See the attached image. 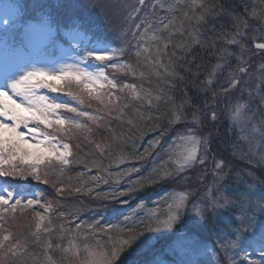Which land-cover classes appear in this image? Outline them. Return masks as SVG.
<instances>
[{"label":"snow or ice","instance_id":"6c2138e0","mask_svg":"<svg viewBox=\"0 0 264 264\" xmlns=\"http://www.w3.org/2000/svg\"><path fill=\"white\" fill-rule=\"evenodd\" d=\"M177 2L179 3V0ZM144 3L145 0H138L139 5ZM96 6V0H12L10 3L0 0V176H31L38 182L51 184L58 194H63L64 189L60 186L63 182L59 177L50 179L48 168L53 159L61 166L73 163L72 144L68 141L78 134H85L87 139L86 134H90L92 128L86 121L99 127V121L105 116L113 117V113H116L115 119L123 118V109L128 105L119 106L120 97L115 95L113 89H130L132 98L142 101L143 106L149 109L158 107L161 100L165 104L173 101L172 96H166L163 88H158L153 93L151 89H144L141 85L140 91H137L135 84L118 85L114 79L109 78L107 68L123 67L128 69L130 75H137L136 68L119 59L130 42L117 48L110 41L97 37L91 47L80 49L78 62L63 63L59 67H48V62L32 57L30 49L35 48L37 36L44 38L41 46L52 43L60 37L62 29L82 26V8ZM156 6L163 9L165 4L161 0H155L152 7ZM197 8L200 9L199 12L196 11ZM174 9L175 5H168L169 11ZM176 10L182 11L181 28L187 21L194 29L193 33H189L192 37L191 43L181 42L177 46L184 49L185 56L191 52L193 45L204 46L198 28L221 15H228L230 18L231 30H222L216 35V40H209V46L212 48L216 47L218 40L224 43L215 53L219 57L217 63L206 73L203 81L193 82L199 93H211V97L206 98L201 107L193 103L184 90V98L180 103L173 102L170 110L161 114L167 120L168 127L160 129V134L152 142L150 149L161 147V140L173 125L183 124V129L176 131V141L179 142L181 150L177 152L176 142L161 147L156 160L153 161L151 172L146 177L142 176L131 182L132 186L120 195L125 196L135 191L137 186L143 187L145 184H156L169 179L183 182L187 186L178 193V198L172 194L163 197L157 205L158 209L163 205L162 211H151L141 217L138 220V226H143L141 231L128 227L122 230L128 235L119 238L109 236V242L104 244L95 240L99 221L92 224H76L74 228H68L64 223L53 225L49 217L36 212V232L33 235L37 241L41 231L52 233L54 228L59 229V243L54 246L50 236L44 243L42 262L35 252L28 251L29 242L26 239L23 242L19 238L14 239L10 231L4 234L7 230L4 229V224L0 223V264H28V261H31V264H57L51 252L53 247L61 252L62 264H138L136 260H130L128 257L122 260L121 257L129 249L130 257L133 253L150 248L154 239L176 242L183 246L185 258L170 259L168 264H204L199 256L208 251L204 243L205 232L216 235L219 248L227 256L228 264H237V257L241 252L245 253L243 261H249L247 249L255 250L257 246L261 250L264 264V179L248 169H245L243 174L231 173V165L212 149L213 139L219 134L217 122L220 119L214 105L217 103V97L223 96L227 102L226 116L231 121L232 128H239L236 141L231 143L232 155L247 161L253 167L264 168V88L260 84L252 88L244 79L249 74L251 56L264 57V42H255L258 37L264 39V0H259L258 4L245 0L243 13L227 9L222 0H213L207 5L205 0H190L186 8ZM136 13L137 9L134 7L126 13L124 22L128 31L122 29L121 35L130 34L133 37L137 45L136 56L139 57L149 51L145 47L142 53L140 42L146 39L152 24L147 19L134 23ZM175 21L176 17L173 15L167 24H163V28L169 29ZM141 25H146L143 31ZM171 34L170 32V36ZM151 39L163 40L164 44L163 48L154 45L155 58L146 56L145 63L151 66L152 74L158 80L165 81L170 91L176 87L172 81L178 75L173 59L175 53L173 52L165 63L162 54L167 52L170 40L157 37L154 33ZM246 39L253 42L252 49L248 48ZM229 45H236L239 51L230 52L227 47ZM233 57L236 59L234 68L230 63V58ZM196 59L197 55L193 54L190 62L197 70L192 76L198 78L202 65L195 64ZM225 67L229 69L228 75L224 84L218 85L217 73ZM260 67L264 70V64ZM187 71L191 72V69ZM139 76L144 77L145 73L140 71ZM261 83L264 84V77H261ZM238 86L239 95L233 97L232 93ZM105 88L108 89L107 92L103 91ZM42 89L64 93L74 100L76 105L43 94ZM245 91L247 98L244 96ZM13 96L16 99H13ZM17 100L20 102L17 103ZM93 101L102 106L96 111H103L105 116H98L86 110L92 107ZM253 103L257 105L255 109L252 107ZM186 108L190 111H185ZM137 113L142 121L153 119L152 115L140 113L139 109ZM155 119L159 120L160 116ZM128 122L132 123L131 120ZM30 124L32 127H29ZM21 126L37 139L35 144L25 139L27 133L19 131ZM154 128H160V125L155 124ZM48 129L52 131L49 132ZM239 141L244 142L247 151H244ZM96 147L100 148V144H96ZM145 153L150 154L149 149H146ZM164 156L167 158L164 159ZM70 157L73 159H69ZM210 158L213 161V179L205 186L204 181L209 174L207 163ZM120 161H123V157ZM60 171L62 175V168ZM130 171L136 172L139 169L132 168ZM241 184L244 185L243 188L240 187ZM201 186L205 187L203 194H199ZM2 191L0 221H4L6 217L14 219L18 211L23 213L26 209L34 210L33 206L40 204V200L29 199L8 188ZM75 191L80 192L81 189L77 187ZM42 207L45 212L53 210L51 201H47ZM139 207L143 208L144 205ZM114 211L118 212L119 209ZM65 215L60 212L58 218ZM46 219L48 226H44ZM124 219L129 221L131 217L125 216ZM177 224H180V229L173 231ZM113 227L115 226L109 225V230ZM100 231L107 230L101 227ZM149 233L163 235L153 237L147 235ZM65 235L70 236L66 247L63 246ZM221 236L225 239H221ZM249 264L256 262L249 261Z\"/></svg>","mask_w":264,"mask_h":264},{"label":"rangeland","instance_id":"374dc122","mask_svg":"<svg viewBox=\"0 0 264 264\" xmlns=\"http://www.w3.org/2000/svg\"><path fill=\"white\" fill-rule=\"evenodd\" d=\"M3 2L10 3L12 2V0H3ZM161 2L165 4V7L163 9L159 8V6H156L155 8L152 7V5L155 4V0H145V3L143 5H139L138 0H105L103 1L102 6H99L97 4L98 8L102 12L101 15L95 14L93 16L92 14L87 12V9L85 7V11L83 9L80 10V15L83 19H86L91 23L92 21L96 24L100 23L99 25L103 27L101 30L106 33V37L103 39L110 41L113 46L120 48L126 42H130L127 44V49L124 52V55L119 59L121 62H127L128 64L136 68L137 75H130L128 73V69L123 67L118 69H106L109 78L114 79L118 85L135 84L137 86V91H140V86L143 85L144 89H151L153 93H155L158 88H162L163 80H158V78L154 74H152L151 66L148 63H145L146 56H152L153 59L155 58L156 48L154 47V45H158L159 47L163 48V40L154 41L151 39L153 33L157 37H163L165 40H170L167 52L162 54V59L165 63H167L168 57L171 56L169 49H176L177 46L181 44L180 40L173 41L175 35L179 33H185V38L188 39L186 42L191 43L192 37L189 36V33H193L194 29L191 24L187 21L184 22V26L183 28H181L180 21L182 19V11L176 10L186 8L190 0H179V3L177 2V0H161ZM251 2L253 4H258L259 0H251ZM208 3L212 2H210V0H205V4L207 5ZM244 3L245 2H243L242 5ZM107 4H114V6L110 10H106ZM170 4L175 5V9L173 11L168 10V5ZM233 4L235 7V3ZM133 7L137 9L134 23H139L141 20L147 19L152 24V27L148 29L146 39L140 42L141 52L143 53V48L145 47L148 48L149 51L148 53H143L139 57L136 56L137 45L133 37L130 34L121 35L122 29H124V31H128V26L124 22V16L128 11H131ZM196 11L199 12L200 9L197 8ZM173 15H175L176 21L174 22V24L169 26V29H164L163 24H167L168 20L172 19ZM189 15H191V13H189ZM161 21H163V23H161ZM220 22L221 21L219 16L216 17L214 20H209L205 26L198 28L197 31L204 45L209 44L210 39L216 40V35L222 30L229 31L223 26V23ZM145 26L146 25H141V31H143V28ZM258 26L259 25L257 24V27ZM66 30L69 31L70 35L74 39H77L79 41L82 40L81 43L83 45V48L91 47L92 44L95 42L93 40L94 36L92 34V31L84 25L75 28H66ZM249 31H251V29H249ZM170 32L172 33L171 36ZM256 41L264 42V39L258 37ZM216 42V47L219 45L221 47L224 46L223 41L218 40ZM227 47L230 52L236 53L239 51V48L236 45H229ZM218 59L219 57L217 55L212 57L211 65L209 68H207L208 70H206V73L210 69H212V67L217 63ZM231 62H235L234 64H232V67L234 68L236 66V59L234 57L230 58V63ZM63 63H76V60H73L72 58V60H65L63 61ZM249 64V74L246 75L244 79L248 81V85L252 88H255L257 84H260L261 87L264 88V84L261 83V77H264V70H262L260 67L261 64H264V57H261L260 55L251 56ZM140 71H143L145 73L144 77L139 76ZM228 71L229 69L225 67L221 72L217 73L216 79L220 80L223 77H227ZM202 77L205 79L206 74H203ZM103 91L107 92L108 89L105 88ZM112 91L115 92L116 96L120 97V100L118 102L120 107H123L125 104L128 105V107L123 109V118L115 119L114 117L117 115L116 113H113V117H106L103 111L97 112L96 110L98 108H102V106L98 105L94 101L92 102L91 108H86V106H82L85 107L86 110H88L89 112H92L93 114H96L98 116H105V118L99 121V127H97L95 124H92L90 121H86V123L91 126L92 132L90 134H86L87 139H85V134H78V136H81L89 144L84 143L83 146L77 147L74 144V139L77 136L71 141H68L72 144L74 159L71 157L69 159H73V163L67 166H61L58 164L57 161H55V159H53L52 164L48 168L50 172V178L59 177V179L63 182L60 185L64 189L63 194H58L56 192V189L53 188L51 184H44L42 182H38L34 180L31 176L27 178L21 176H13L16 180L24 182L23 185L26 184V187L29 188L28 191L16 193H19L20 195L29 199L40 200V204L34 205V210L26 209L23 213L18 211L14 219L11 217H6V219L4 221H0V223L6 225V227L4 226V229L7 231H5L4 234H7V232L10 231L14 239L19 238L21 242L26 239L29 242L28 251L35 252L38 256H40L41 262L44 259L43 253L45 251L43 245L47 241L49 236L51 237L54 246L55 244L60 242L59 236L57 235L59 229L54 228L52 233H44L43 231H41L38 234L39 241H37L36 236L33 235V233L36 232V212L39 211L45 216L49 217L53 225L59 224V220L54 222V219L58 218L60 212H64L66 215L64 217H59L58 219H60V223H64L65 226L68 228H74L76 224H92L99 221V224L97 225V230L95 232V240H98L101 244H104L106 242H109V236L119 238L128 235L127 232L122 231L123 229H126L128 227H133L137 231H141L143 226H138V220L141 217H145V215L151 211H162V204L159 209L157 208V205L161 203L162 198L168 196L169 194L177 195L178 198V193L183 191L184 188L187 186L184 185L183 182H177V180L169 179L156 184H145L143 187L137 186L135 191L129 192L125 196L120 195L121 192L126 191L129 187L132 186L131 182L136 181L142 176L146 177L151 172L153 167V161L156 160L157 153L161 151V147H167L168 145L173 144V142H176L175 147L177 152L181 150L179 142L176 141V131L183 129L184 125H173L168 130L167 135L161 140V147H157L155 150H151L150 145L160 134V129L168 127L167 122L160 125V128L148 127L151 124V120L147 119H144L143 121H141L140 124H138L137 122H135L137 120L138 115L137 109H139L140 113L145 112V115H152L153 119H155L158 114L154 109H151L149 110V112L146 113V110L148 108L146 106H143L142 101L134 100L132 98L133 94L130 89L120 88L113 89ZM239 92L240 88L238 86L237 89H235L232 93L233 97L239 95ZM41 93L47 94L51 97H58L59 100L69 102L73 106L76 105V102L64 93H54L50 92L47 89H42ZM9 95H11V93H9ZM244 96L245 98H247L246 91L244 92ZM218 97V105L214 106L217 108L220 117H222V113L224 114L223 118L224 120H226V129H228L227 134H218V142L219 140H221L222 143H225L221 138L226 136H228L229 139L228 145L221 144L218 148H215L214 142L216 141V138L214 137L212 142L213 152H215L218 156L224 158L227 163L230 164L231 167H233L231 168V173L234 174L236 172H240L241 174H243L244 170L248 169L254 171L258 176V173H260V171H257L259 170L257 167H253V165L248 163L247 161L241 160L238 157H234L232 155L231 143L233 141H236L237 136L239 135V128H232L231 121L226 116L225 106L227 102L224 100L223 96ZM13 99H16V97L13 96ZM256 99L258 100V97ZM19 102L20 101L17 100V103ZM173 102L179 103V100L173 99V101H170L168 104H165L164 101L161 100L158 104V107L162 108L166 112V110H170L171 104ZM154 103L156 102L154 101ZM195 103L198 106H203L202 104H198L197 102ZM256 106L257 105L255 103L252 104L253 109H255ZM185 111H190V109L186 108ZM66 114L72 115L70 113ZM129 120L132 121L131 124H129ZM124 121L126 125L131 126V128L126 129L123 124ZM221 121H223V119H221L217 123L219 124ZM29 127H32V125L30 124ZM133 128H139L140 132H138L137 134H133ZM206 130L207 129L205 128V131ZM19 131L27 133L25 139H28L31 143L35 144L37 142V139L33 138V134L29 133L28 130L25 129L23 126L20 127ZM104 132L107 133V136L109 138L110 134L112 136L116 135L113 141L110 140V152L108 151L109 149L101 150L100 148L96 147V144H100L101 142H104L106 140V136L103 135ZM118 134H120V136H117ZM116 137H119V139H117ZM239 144L244 147V151H247V146L244 144L243 141H239ZM88 147H92L95 151L96 156L100 154L99 156L101 157L99 159L93 160L92 158H94V156L92 154L86 156V151H88L86 149ZM146 149H149L150 154L145 153ZM130 150L131 152L128 153V151ZM81 152L84 154L82 158L78 157ZM121 157H123L122 162L120 161ZM138 157L143 158L141 159ZM163 158L166 159L167 157L164 156ZM242 162L248 164L241 165L240 163ZM72 165L74 166L72 167ZM169 167H171V165H169ZM212 167L213 161L210 158L209 162L207 163L209 174L205 178V186L210 183L213 179L211 175ZM61 168L63 173L62 175L60 171ZM132 168L139 169V171L131 172L130 170ZM80 173H83L84 175L81 176ZM261 176L262 178H264L263 175ZM93 177H96V179H92ZM105 181L107 182L105 183ZM167 183L170 184V188L167 187V189H165V187L159 185L162 184L163 186H165V184ZM77 187L81 189L80 192L75 191V188ZM4 188H8L10 191H13V188L4 184H0V194H3L2 190ZM140 189H145L147 191L143 197L140 196L142 195ZM204 191L205 187L201 186L199 194H203ZM137 198L139 199V202L136 201L138 200ZM47 201H51L53 204V210L50 212L49 215H47L49 212H45V208L42 207V205H45ZM141 204L144 205L143 208L139 207ZM115 209H119V211L116 212L114 211ZM122 209L125 211V214L123 216L120 215L119 217L118 213ZM134 210L135 215H133ZM81 216L82 219L76 220ZM125 216H130L131 220L126 221L124 219ZM109 225L115 227L109 230ZM44 226H48L47 219L44 221ZM101 227H103L107 231H100ZM176 229H180V224H177L173 231H175ZM156 234H159L160 236L163 235V233H149L147 235L155 237ZM69 239L70 236L65 235L63 240V246H67ZM90 242L94 243L95 241ZM177 244L178 243L176 242H166L164 240L154 239L150 247L157 245L160 246L156 248V250H154V253H152L149 258L146 257L149 251V249L147 248L142 252L133 253L130 257L128 256V252H130L131 249H129L125 252L124 255H122L121 259L123 260L125 259V257H128V259L130 260H136L138 264H168V260L165 261L163 259L165 251L170 255H173L174 253V256H176L175 253L178 252V255L177 257H175V259L185 258L183 248ZM133 247H135V245H133ZM220 251L222 254H224L222 250ZM249 251H247L249 261H252L253 255H249L251 254ZM51 252L53 254L54 259L57 261V264H62L60 259L62 255L61 252L55 247H53ZM221 253L217 250H211L208 253H202L199 258L204 261V264H226L225 259L228 260L227 256L223 257L221 256ZM253 253L257 254L258 249L255 248V250H253ZM244 254V252L240 253L241 256L239 257V261H243L242 257ZM249 261L244 262L249 263ZM118 263L119 262H117V264ZM28 264H31V261H28Z\"/></svg>","mask_w":264,"mask_h":264},{"label":"trees","instance_id":"16d2710c","mask_svg":"<svg viewBox=\"0 0 264 264\" xmlns=\"http://www.w3.org/2000/svg\"><path fill=\"white\" fill-rule=\"evenodd\" d=\"M101 3H96V5L98 4L99 6H102V3L103 1L105 0H99ZM210 2H213V0H210ZM223 4L225 5V7L229 10H234L236 12H240V13H243V5L242 3L245 2V0H222ZM235 3V7H234V4ZM114 4H107L106 6V10H110L111 8H113ZM87 9V12L92 14L93 16L95 14H100L101 15V10L98 8V6L94 7V8H88V7H85ZM85 8H82L84 11H85ZM82 21H83V24L82 25H91L95 28H101V25L99 24H96L95 22L92 21L89 22L87 21L86 19H83L82 18ZM220 23H223V26L227 29V30H231V21H230V18L228 17V15H221L220 16ZM98 23V22H97ZM185 33H179L177 35H175V37L173 38V41H176V40H180V42H185L187 43L186 41L188 39H186ZM217 43V42H216ZM246 43H247V46L249 49H252V45H253V42L251 40H247L246 39ZM204 45V44H203ZM172 46H173V42H172ZM218 48H221V46H217L215 48H212L209 46V44H205L203 47L201 46H195L192 48V52L189 54H187L186 56L184 55V49L182 47H177L176 49L174 48H170L169 49V52L172 53L174 52L175 53V57H173L175 63H176V69L175 71L178 73L177 77L172 81L176 87L174 89H171L169 91V88H168V85L165 83V81L163 80V83H162V88L165 89V93L167 95H170L173 97V99H177L179 100V103L180 101L184 98L183 96V91L186 90L187 91V94H188V97L191 98V100L193 101V103L197 102L198 104H202L203 105V101L206 99V98H209L211 97V93H199L197 91V89L193 86V82L195 81V83H199L200 81H203L204 78L202 77L203 74H206V70H208L207 68L210 67L211 65V59L212 57H214L216 54V51L218 50ZM193 54H196L197 55V59L195 61V64H199V65H202V67L200 68L199 70V74H200V77H199V74H198V78L196 77H193L192 76V73L196 72V68H195V65L192 64L190 61H191V57ZM183 57V58H181ZM235 62H231V66L232 64H234ZM187 69H191V72L187 71ZM182 78V79H181ZM225 78L226 77H223L222 79L219 80L218 82V85L219 84H224V81H225ZM166 86V88H165ZM219 101V97H217V102ZM196 104V103H195ZM216 105H218L216 103ZM151 109H154L156 111V113L158 114V116H160V119L159 120H156V119H153L151 120V124L148 126V127H151V128H154V125L155 124H159V125H162L164 123L167 122V120L164 118L163 115H161L162 113H165V111L160 108V107H156V108H151ZM151 109H147L146 110V113L149 112V110ZM166 111H169V110H166ZM145 114V112H144ZM222 117H220L219 121L221 119H223V121H221L219 124L217 123V127H218V130H219V134L222 135L223 133L227 134V123L224 121V118H223V113L221 115ZM157 117V116H156ZM155 117V118H156ZM141 118H140V115L138 114L137 115V120L135 122H137L138 124L141 123ZM224 122V123H223ZM124 126L126 129H129L131 128V126H128L126 125L125 121L123 122ZM133 134L134 133H138L140 132V129L139 128H133ZM122 134V133H121ZM105 137V140L104 142H101L100 143V149L101 150H107L109 149L108 151L110 152V140L113 141V139H115V136L116 135H111L110 134V138L107 136V133L104 132L103 133ZM117 136H120V134H118ZM216 141L214 142L215 144V148H218L221 144H225V145H228V136L226 137H223L221 138L223 140V142L225 143H222L221 140H219L218 142V136L215 137ZM74 139V138H73ZM84 143H87L81 136H78L74 139V144L77 146V144L80 146H83ZM89 144V143H87ZM86 150V156H88L89 154H92L94 156V158H92L93 160L94 159H99L101 156H99L100 154H98L96 156L95 154V151L93 150L92 147H88ZM130 151H128V153H130ZM84 156V154L81 152V154H79L78 157L82 158ZM74 166V165H73ZM260 170H263L261 171V173H258V176H260L261 179H264L262 178L261 175L264 176V168H258ZM161 185L162 187H165V189L170 188L169 185L170 184H165V186H163L162 184H159ZM185 185V184H184ZM140 192H142V195L140 196H144L146 194V190H141L140 189ZM148 195H149V191H148ZM26 214V213H25ZM55 221H58V218L54 219V222ZM60 223V222H59ZM159 234H157L158 236ZM204 236V243L207 245V249L208 251H211L213 249L219 251L221 253V251L219 250V244L217 243V237L214 233H210V232H205L203 234ZM221 239H225L223 236H221ZM182 248L183 246L180 245ZM176 256L178 255V252L175 253ZM222 254V253H221ZM166 256L168 257V261L170 259H173L174 257V253L173 255H170L169 253L166 252ZM221 256L225 257V253L222 254ZM119 264V263H118Z\"/></svg>","mask_w":264,"mask_h":264}]
</instances>
